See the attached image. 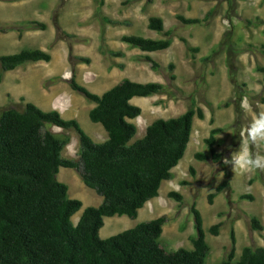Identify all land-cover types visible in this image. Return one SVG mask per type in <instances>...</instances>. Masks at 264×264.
I'll return each instance as SVG.
<instances>
[{
	"label": "rangeland",
	"instance_id": "rangeland-1",
	"mask_svg": "<svg viewBox=\"0 0 264 264\" xmlns=\"http://www.w3.org/2000/svg\"><path fill=\"white\" fill-rule=\"evenodd\" d=\"M15 1L18 0H10ZM50 1L36 0L38 5L34 6L42 13L35 21L44 24L43 30L25 25L27 19L21 18L19 23L12 24L23 29L20 36L16 35L17 31H12L15 37L7 30L0 33L4 35H0V56L26 49H40L50 55L47 63H26L12 71H0V111L7 108L20 111L27 102L44 112L55 110L62 119L75 120L93 143H102L106 140L104 131L87 119V111L93 104L69 88L68 81L73 78L76 84L96 95L122 79L163 85L161 94L130 100V104L139 107L140 114L129 121L136 130L128 144L141 138L153 120L174 118L191 101L202 112V119L193 117L188 146L171 169V178L160 183L157 196L137 211L135 219L104 218L99 238L165 215L168 218L162 226L159 245L167 252L179 248L191 250L189 237L195 231L189 207L194 204L209 249L205 264L225 259L230 248V230L234 234L235 258L242 247L264 248V171L223 164L224 158L230 159L231 153H237L244 146V130L253 114L264 111V105L258 101L264 96V73L258 71L264 68V48H261L264 0H102L98 11V0ZM21 10L9 7L2 18H9L12 12L21 17ZM208 10L212 13L200 26L186 27L175 18L180 15L201 20ZM153 16L162 20L163 31H170L167 49L144 53L119 42L121 35L161 38L147 29V19ZM102 17L118 24L104 23ZM8 24L0 21V29ZM108 52L121 55L114 57ZM145 56L157 63V69L149 68ZM168 65L172 68L168 69ZM171 75L173 80L169 79ZM245 104L250 108L246 109ZM212 128L222 129L215 135L214 144L215 152L220 154L219 161L194 160L195 153L208 154L203 139ZM48 129L68 136L60 157L75 161V132L52 126ZM257 150L264 154V146L253 149ZM189 168L193 169V175ZM224 172L230 176L229 187L209 205L206 195L213 192ZM56 179L67 187V198L81 203L80 210L71 218L73 223L83 208L101 203V198L81 183L74 170L59 168ZM171 191L181 195V202L167 198ZM240 195H250L252 200L238 199ZM248 216L259 221L262 231L253 232L248 228ZM217 222L221 225L213 237L208 228Z\"/></svg>",
	"mask_w": 264,
	"mask_h": 264
},
{
	"label": "trees",
	"instance_id": "trees-1",
	"mask_svg": "<svg viewBox=\"0 0 264 264\" xmlns=\"http://www.w3.org/2000/svg\"><path fill=\"white\" fill-rule=\"evenodd\" d=\"M101 5L102 0H98L96 11ZM211 13L208 10L201 20L180 15L175 18L186 27L200 26ZM101 20L107 24H118L105 17ZM245 23L250 24L249 21ZM25 25L39 30L45 27L36 21L25 22ZM12 29L18 36L23 31L22 28ZM147 29L160 34L161 38L121 35L118 40L144 53L168 48L170 31H163L159 17H149ZM6 30L1 28L0 32ZM108 54L114 57L121 55L119 52ZM49 60L50 55L40 49L21 50L1 55L0 71H12L26 63H47ZM144 60L150 69H157V63L151 58L145 56ZM171 68L168 65V69ZM258 71L264 73V68H258ZM169 79L173 80V76ZM68 85L73 92L93 104L87 111V119L102 128L106 140L93 143L75 120H64L57 111L44 112L29 102L20 111L13 108L0 111V264H205L209 249L194 204L189 207L195 231L189 237L191 250L179 248L167 252L159 245L161 229L168 218L165 215L104 239L98 235L104 218L125 216L135 219L137 211L157 196L160 183L171 178V169L183 156L193 117L202 119L200 109L191 101L180 115L153 120L145 127L141 138L128 144L136 130L129 121L140 114L139 107L130 104V100L161 94L163 85L122 79L100 95L76 84L73 78L69 79ZM258 101L264 105V96ZM50 126L75 132V161L60 157L69 138L50 132ZM221 131V128L208 131L203 139L208 154L195 153L194 160L219 161L220 154L215 152L214 144L215 135ZM59 168L74 170L81 183L101 198L97 207L83 208L75 223L71 218L80 210L81 203L67 198V187L56 179ZM189 172L194 174L192 168ZM229 177L227 172L223 173L213 192L206 195L207 204L210 205L217 194L228 189ZM167 198L175 202L182 199L180 194L172 191L167 193ZM238 199L250 201L252 197L240 195ZM220 225V222L211 225L209 235L217 236ZM247 225L253 232L262 231L254 216H248ZM228 234L229 251L225 259L216 264H264L262 247H242L235 258L233 231Z\"/></svg>",
	"mask_w": 264,
	"mask_h": 264
},
{
	"label": "clouds",
	"instance_id": "clouds-1",
	"mask_svg": "<svg viewBox=\"0 0 264 264\" xmlns=\"http://www.w3.org/2000/svg\"><path fill=\"white\" fill-rule=\"evenodd\" d=\"M259 87L256 91L259 92ZM246 109L250 108L245 104ZM244 146L235 154L231 153V158H224L223 164L235 166L245 170H262L264 171V154L259 150L264 146V111L254 113L250 124L244 130Z\"/></svg>",
	"mask_w": 264,
	"mask_h": 264
},
{
	"label": "crops",
	"instance_id": "crops-1",
	"mask_svg": "<svg viewBox=\"0 0 264 264\" xmlns=\"http://www.w3.org/2000/svg\"><path fill=\"white\" fill-rule=\"evenodd\" d=\"M50 2H52V0ZM36 4L38 5V3L36 2V0H21V1L18 0V1H15V2H10V0H0V21L2 23H7V24L9 23L7 25L8 27H6L7 28V31L6 32H11V35H12L13 34L12 31H15L12 28H14L17 25L16 24L15 26H13L12 24L17 23V22L19 23V21H20L21 18L27 19V21H30V20L31 21L39 20V19H36V18L38 16H41L42 13H39V11H36V9L34 8V6ZM14 6L15 7H19V8L22 9L21 10V12L23 13V14H21L22 16L19 17L18 14L16 16H14L13 15V12H12V15L9 18L6 17V19H3L2 17H4L7 14L9 7L10 8H13ZM51 8H52V6H51ZM51 8L48 9V11L46 13H43V16L45 14H47L48 12H50ZM36 22H38V21H36ZM9 29H11V30H9ZM0 33H4V32H0ZM0 35L4 36L3 34H0ZM16 35L18 36V34H16ZM13 36L15 37L14 34L12 35V37ZM188 143H189V141H188ZM170 173H171V171H170Z\"/></svg>",
	"mask_w": 264,
	"mask_h": 264
}]
</instances>
